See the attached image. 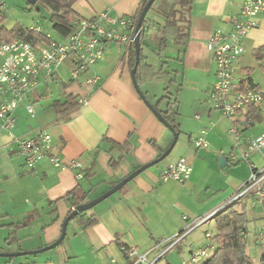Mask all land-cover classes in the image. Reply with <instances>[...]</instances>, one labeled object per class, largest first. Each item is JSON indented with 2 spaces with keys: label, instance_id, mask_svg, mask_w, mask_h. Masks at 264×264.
I'll return each instance as SVG.
<instances>
[{
  "label": "crops",
  "instance_id": "0c3cea01",
  "mask_svg": "<svg viewBox=\"0 0 264 264\" xmlns=\"http://www.w3.org/2000/svg\"><path fill=\"white\" fill-rule=\"evenodd\" d=\"M140 1L61 0L71 4L76 18L89 20L104 11L119 17L135 16ZM243 2L193 0L183 62H177L176 56L173 68L168 71L172 76L174 72L177 74L174 79L180 85V96L187 91L183 106L177 99L176 121L180 135L187 137V144L176 143L175 146H179L178 155L163 160L165 164L161 168L145 170L115 193L117 195L87 211L86 217L94 216L96 219L92 226L85 228L78 221L71 220L74 226L68 233L71 221L68 223L66 236L56 248L13 261L0 258V264H125L123 247L139 252L149 250L158 242L182 233L194 219L219 209L239 191L250 174L248 162L254 166L255 163L249 155L248 174L241 176L236 172L238 169L235 167L240 162L233 164L228 158L234 145L230 126H238L242 139L257 137L264 131V116L256 109L259 118L246 123L251 108H256L249 107L245 112L237 113L231 121L223 113L209 108L207 97L214 85L216 71L206 43L214 31H230L228 19L239 11ZM163 12L156 9L148 12L149 33L140 45L145 63L155 70L158 69L150 64L147 52L151 44L157 48L160 46L158 28L165 22L161 16ZM157 16L164 22L154 27ZM257 17L258 27L250 30L243 41L245 51L236 63L233 90L247 80L249 66L245 64L246 59L250 54L254 58L256 51L264 47V15ZM63 38L59 35L58 39L51 40L61 41ZM127 52L124 53L115 42L107 43L102 58L79 81L71 84L76 88L75 93L67 90L71 85L66 90L63 87L70 80L71 65L65 63L54 82L41 83L29 94L25 102L33 106V117L27 115L23 106L15 111L14 136H27L35 130L46 131L52 137L54 154L66 164L80 162L83 174L82 179H77L75 171L55 168L47 159L29 170L17 154L15 143L5 135L0 136V253L37 251L53 244L61 235L63 221L71 210L80 205L74 204L78 198L83 197L85 204L91 201L89 197L92 193L99 191L92 199L100 197L136 169L156 160L164 151L162 143L167 145L172 141L170 131L161 125L134 89L129 63L124 58ZM92 76H97L99 83L90 89L84 81ZM149 83L143 82L140 90ZM46 84L61 86L63 96L53 97L52 89L49 93L44 90ZM65 94L78 96L79 106L60 116L52 104L56 100L63 101ZM163 96L164 92L161 96H154L155 102L151 105L154 106ZM190 96L191 102L188 101ZM47 97L51 98L52 104L44 107L42 102ZM81 101H86V105L82 106ZM165 104L166 101L159 106L160 111H163L161 107L165 109ZM187 104L190 109L187 115H193L189 120L193 122L192 127L186 114L184 116ZM199 137L207 142L209 147L206 151L195 148L193 141ZM240 151H245L244 144L236 153ZM179 158H185L192 169L189 180L184 184L162 182L161 171ZM220 158L226 159L224 167L219 166ZM89 180L91 183L83 187L82 182ZM71 191L75 198L65 199ZM77 192H80L79 196ZM249 200L256 199L251 197L244 203ZM250 208L248 221L263 218V208L254 210V205ZM210 221L212 219L207 223ZM207 233L204 231V235ZM203 242H199L196 249L192 247L196 244L194 240L188 242L187 251L179 248V264L188 259L193 251L203 248Z\"/></svg>",
  "mask_w": 264,
  "mask_h": 264
},
{
  "label": "built area",
  "instance_id": "2783aa9c",
  "mask_svg": "<svg viewBox=\"0 0 264 264\" xmlns=\"http://www.w3.org/2000/svg\"><path fill=\"white\" fill-rule=\"evenodd\" d=\"M139 14L119 17L104 11L90 20L75 18L69 33L61 41L33 43L17 39L11 43L0 44V136L5 135L15 143L17 154L23 158L27 169L33 170L40 162L47 159L53 167L73 170L76 172V178L82 179L83 165L77 161L66 164L54 154L52 137L46 131L35 130L27 136H14L16 123L14 113L23 106L27 115L33 117L35 115L33 106L25 102L29 94L41 83L54 82L58 77V71L65 66V63L68 62L71 65L70 80L77 82L102 58L107 43L115 42L126 53L133 46ZM259 15H264V0H244L239 11L228 19L230 31L224 33L216 30L206 43L216 71L214 85L208 93L207 105L211 110L223 113L222 115L231 121L237 113H243L249 107H256L264 116L263 93L246 84H239L233 90L237 73L236 63L245 51L243 41L250 30L258 27L257 16ZM32 31L43 33L39 28ZM84 83L88 88L93 89L99 83V78L88 77ZM80 104L84 106L86 101H81ZM230 127V133L234 139V145L228 153L230 163L248 162L251 154H256L264 160V132L257 137L242 139L238 126L232 124ZM193 144L196 149L208 146L202 137L195 139ZM242 144L245 145V151L236 153ZM248 163L250 174L247 181L224 205L204 217L194 219L182 233L158 242L149 250L124 251L125 264H157L189 233L211 220L228 205L250 197L263 205L264 167L257 169L252 163ZM190 168L185 158H179L161 171L160 180L184 184L190 178L192 171ZM255 233L256 244L263 243L264 226ZM205 238L207 240L205 246L193 251L181 264H200L210 256L214 250L212 236L207 233ZM112 264L115 263L112 262Z\"/></svg>",
  "mask_w": 264,
  "mask_h": 264
},
{
  "label": "trees",
  "instance_id": "16d2710c",
  "mask_svg": "<svg viewBox=\"0 0 264 264\" xmlns=\"http://www.w3.org/2000/svg\"><path fill=\"white\" fill-rule=\"evenodd\" d=\"M147 2L148 0L140 1L138 13L141 12ZM156 2L157 0L153 2L149 11L154 9L153 7L156 6ZM171 2L172 7H170L167 12L161 13V16L165 22L162 27L158 28V32L161 35L160 46L158 49L161 50V48H164L167 40L172 38L175 46L178 47L176 60L177 62L181 63L183 62L182 57L189 40L193 0H171ZM36 4H40L48 10L52 29L60 36L65 37L71 29L72 21L76 18V14L72 10L71 4L69 2L62 3L61 0H36ZM146 18L143 25L141 26L139 37L140 45L144 42V40L147 39L149 33V25ZM4 19L5 15H0V44L11 43L12 41L17 39L26 40L33 43H49L52 41L50 37H47L45 33L41 32L32 30H7L3 26ZM124 58L129 63L128 65L130 70H132L135 65L134 46L129 49ZM254 58L259 68L264 71V47H261L256 51ZM145 62L146 59L143 56L141 49L139 63L137 65L136 74L134 76L136 77V82L139 87L145 81L151 83L168 82V87L164 88L163 90L164 96L158 99L153 108L158 111L168 122V124L174 129V131L178 135H180V128L176 121L178 115L176 112V107L178 104L176 96L179 92L180 85H178V88L174 95L168 93L169 87L175 83L174 77H176L177 74L174 72L172 76L170 73L165 72L162 67L158 70H155ZM246 73H248V71H246ZM73 83L74 81L72 80H69V82L67 83L65 82L63 84L64 89L66 90V88H68ZM243 84L249 85L252 88L255 87V89L258 90L257 86L252 83L250 78H247L246 82L243 81ZM165 101V110L160 111L159 106ZM78 106V96H74L72 94H65L63 101L56 100L52 104V107L60 116L73 111ZM256 109L257 108H251V111L246 116V123L251 122L255 118H259ZM112 163L113 161L111 160L110 164ZM74 196V193L71 191L65 196V199L69 197H73L74 199ZM109 198L107 199L109 200ZM84 200L85 199L83 197L78 198L76 201L77 203H74L75 206L76 204L82 205ZM245 208L246 204L244 203V201L236 202L226 206L212 217V220H214L216 223V234L214 235V237L211 235V240L214 244V250L211 252L210 256L200 264H253L246 253L247 247L245 240V225L248 222V216ZM71 212L69 214H71ZM86 213L87 212H83L73 217L72 220L78 221L85 228L90 227L96 223V219L94 216L86 217ZM128 249L129 248L123 247L124 251H127ZM13 260L15 259H9V261ZM260 260L261 261H259V263L264 264V253L260 257Z\"/></svg>",
  "mask_w": 264,
  "mask_h": 264
},
{
  "label": "rangeland",
  "instance_id": "374dc122",
  "mask_svg": "<svg viewBox=\"0 0 264 264\" xmlns=\"http://www.w3.org/2000/svg\"><path fill=\"white\" fill-rule=\"evenodd\" d=\"M170 7H172V2L171 0H157L156 2V6H154L153 8L156 9L159 12H167ZM152 11V10H151ZM0 15H5V19H4V23L3 26L7 29V30H32V29H36L39 28L40 31H42L45 34H48L52 39H58L59 35L52 29V25L50 23L49 20V12L48 10L40 5V4H35V5H29L27 3L26 0H0ZM164 21L159 18L157 16V18L154 19V27L157 26L158 24H162ZM167 41H169L167 43V45L164 48H161V50H159L157 48V46L155 44H151V46L148 49V56H149V62H151L150 64H152L153 66H155L157 69H160L161 67L164 68V71L166 72H170L171 69L173 68L172 64L175 63L173 62V58H176L177 56V52H178V47L175 46L172 38L168 39ZM167 63V64H166ZM246 65H248L249 69L247 70L248 73H246V78H251V80L254 82V85L257 86L258 91L264 94V71H262L258 64L256 63V61L253 58V55L250 54V56L248 57V59H246ZM175 65V64H174ZM177 67V66H175ZM248 74V76H247ZM173 78V77H172ZM72 87L69 90V92H76V88L75 86L71 85ZM168 87V82H165L163 84L161 83H149L148 86H146V88H142L141 91L144 93V95L146 96L148 102L151 104H154V96H161L163 95V89ZM170 88V93H172L174 95V93H176V90L178 88V84L174 83L172 86L169 87ZM52 89V91H51ZM44 90L47 91L48 93L51 91L52 94L54 95L53 97L56 96H63V92L64 90H62V87L59 85H52V84H46L44 87ZM80 90V89H79ZM187 91L184 92V94L182 96H180L179 92L177 94V99L179 101V103L182 104V106L184 105V99L185 95H186ZM51 94V95H52ZM50 95V94H48ZM49 97V96H48ZM47 99H43L44 101L42 102V105L44 107H47L50 103H51V98ZM191 96L188 97V101L191 102ZM52 104V103H51ZM179 105H177L178 107ZM187 110L186 113H184V116L186 114L188 121L190 120V118H192V116L190 115V117L187 115V113H189L190 109L188 107V104L186 105V108H184V110ZM161 110H165L164 107H161ZM192 120V119H191ZM190 126L192 127V123L191 121H189ZM169 131V130H168ZM264 132V131H263ZM262 132V133H263ZM169 134L171 135V140H172V134L171 132H169ZM261 134V133H260ZM259 134V135H260ZM258 136V135H257ZM231 138L233 139V136H231ZM179 143L178 145L182 144L183 142L185 144H187V137L184 135H180V137L178 138ZM171 143V141H170ZM170 143H168L167 145H163L162 143V150H164L162 152V154L167 150V148L169 147ZM177 145V144H176ZM209 147V146H208ZM175 149H173V151L169 154V156L165 159V161L167 159H171V158H175V156L178 155L179 153V146H175ZM208 148H202V150L206 151ZM239 153V152H238ZM251 160L255 163V166L257 169H261L264 167V160L260 159L258 157V155L256 156V154H251ZM165 161L149 168V169H158L161 168L164 164ZM235 168H237L238 170L236 171L239 175L243 176L248 174V167H247V161H241L240 164L238 166H236ZM250 171V169H249ZM88 183H91V180L84 181L82 182V186H86L88 185ZM99 191L92 193L90 195V199L91 201L95 200L92 199L94 198L95 194H97ZM77 195H80V192H77ZM117 195V194H115ZM251 205H254L255 209L258 208H263V205L261 203H258L255 200H249L246 203V212H250L251 210ZM70 226L67 229V232L69 233L71 231V227L74 226V222H70ZM264 226V218L260 219V220H255V221H248L245 225V229H246V253L249 256V258L251 259L253 264H260L259 261L260 257L262 256V254L264 253V242L261 244H256L255 242V232L259 231L262 227ZM204 231L210 233L213 237L216 234V223L214 220L210 221V222H206V224H203L202 226H200L199 228H197L192 235L187 238L184 239L180 244H178V247L172 249V251H170V253L168 255H166L165 258H163L162 260H160L157 264H166V263H170V264H179V260H180V253L177 252L179 251V248H182L184 251H187L189 243L191 240H194V242L196 243L194 246H192L194 249L198 248L197 245L199 242H203L204 244L207 243V240L205 238L204 235ZM149 234V233H148ZM205 239V240H204ZM19 259V258H16ZM204 261V260H203Z\"/></svg>",
  "mask_w": 264,
  "mask_h": 264
},
{
  "label": "water",
  "instance_id": "95a60500",
  "mask_svg": "<svg viewBox=\"0 0 264 264\" xmlns=\"http://www.w3.org/2000/svg\"><path fill=\"white\" fill-rule=\"evenodd\" d=\"M27 3L29 5H35L36 4V0H26ZM155 0H148V2L146 3V5L143 7V9L141 10L139 17H138V21L136 24V28H135V33H134V37H133V46H134V54H135V65L134 68L131 70L130 72V76H131V80H132V84L134 89L136 90V92L138 93L139 97L142 99V101L144 103H146L145 105L150 109V111L153 113V115L158 119V121L161 123V125H164L172 134L173 139L169 145V147L167 148V150L161 154L156 160L143 165L142 167L136 169L134 172H132L131 174H129L127 177H125L122 181H120L118 184H116L114 187H112L111 189H109L107 192H105L103 195H101L100 197L96 198L93 201H90L88 203L82 204V205H78L77 207H75L71 214L68 215L66 217V219L63 221L62 224V229H61V235L58 238V240L56 242H54L53 244L37 250V251H31V252H17V253H0V258H6V259H16V258H20V257H24V256H35V255H39L42 253H45L47 251H50L54 248H56L65 238L66 236V229H67V225L68 223L72 220L73 217L83 213V212H87L91 209H93L94 207L97 206V204H100L102 201L107 200V198H111L112 195H114L115 193H117L119 190H121L126 184H128L130 181H132L135 177H137L138 175H140L142 172H144L145 170L159 164L160 162H162L163 160H165L169 154L172 152L173 148L175 147L177 140H178V134L174 131V129L168 124V122L162 117V115L156 111L153 106L146 100V98L144 97V95L142 94L137 82H136V70H137V65L139 63V56H140V31H141V26L143 25L145 18L147 16V13L149 12L153 2ZM226 164V159L225 158H220L219 159V166L220 167H224Z\"/></svg>",
  "mask_w": 264,
  "mask_h": 264
}]
</instances>
